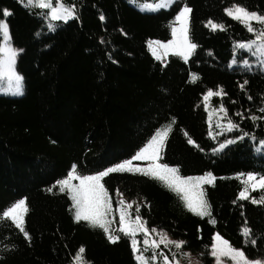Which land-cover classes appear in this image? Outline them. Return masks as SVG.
Listing matches in <instances>:
<instances>
[{
    "label": "trees",
    "instance_id": "16d2710c",
    "mask_svg": "<svg viewBox=\"0 0 264 264\" xmlns=\"http://www.w3.org/2000/svg\"><path fill=\"white\" fill-rule=\"evenodd\" d=\"M153 1L60 0L75 16L50 21L49 9L35 0L30 6L27 0H0V20L22 50L16 68L24 84L20 96L0 93V264H76L81 247L85 264H137L131 238L118 231L116 204L107 226L120 239L110 243L99 227L75 221L70 194L60 192L56 182L73 166L77 175L87 176L130 160L157 132L169 129L160 162L177 168L182 178L214 177L213 184L202 185L211 215L193 214L182 193L131 172L105 177L108 193L114 197L119 189L140 199L146 225L185 241L183 249L199 254L203 264L213 262L216 234L249 259L264 258V203H252L264 192L239 199L248 173L264 175V65L251 50L237 48L255 34L225 12L238 5L264 14V0H176L156 11L140 9ZM185 6L192 9L189 36L197 48L187 62L171 53L162 65L148 44L172 39ZM3 10L11 15L4 17ZM209 20L224 30L212 31ZM253 58L258 66L242 65ZM220 89L224 95L215 100L239 125L232 132L235 142L222 150L210 136L204 103L209 90ZM139 163L133 160L132 166ZM21 199L30 239L2 216ZM244 228L251 230L249 237Z\"/></svg>",
    "mask_w": 264,
    "mask_h": 264
},
{
    "label": "snow or ice",
    "instance_id": "6c2138e0",
    "mask_svg": "<svg viewBox=\"0 0 264 264\" xmlns=\"http://www.w3.org/2000/svg\"><path fill=\"white\" fill-rule=\"evenodd\" d=\"M23 3L24 0H21ZM36 4L40 8L50 9L51 18L53 20L73 18L75 16L74 9L70 7H65L60 0H56L55 6L52 0H35ZM34 0H27V5H32ZM164 5H161L163 7ZM192 9L185 6L183 7L179 14L176 16L175 20L179 24V27L173 26L171 28L172 39L167 43H162L160 41L149 42L148 47L151 49L152 54L156 59L160 60L163 56H166L169 52L175 55L181 56L182 59L187 62L189 57L193 54L194 50L197 48L195 43H192L189 36L190 27V13ZM226 15L232 19L242 23L249 32L255 34V39L251 40L247 44L240 43L237 45L239 49H249L251 50L253 46H256V52L264 54V28L259 31L253 26L254 23L264 25V14H259L256 12H251L244 8L243 6L233 5L231 8L225 10ZM2 15L7 17L11 15L7 10L2 11ZM103 19V16H101ZM207 26L211 28L212 31L224 30V25L214 23L209 20ZM53 25H49L50 29H53ZM158 49H163V53H160ZM19 51L12 47L11 45V35L10 29L6 20H0V53L4 55L3 59H0V78L6 77L9 82L15 80L16 82V95H22L23 91L21 88V83L23 78L15 71L16 59ZM256 54V53H253ZM236 61L234 60L233 63ZM246 67H249L247 61H244ZM198 77L194 74L192 76L193 82ZM248 83L247 80L244 81L240 87L243 89ZM224 95L223 89L213 92L209 90L204 97L207 102L212 96H222ZM251 99V97H249ZM220 113H223L221 119L227 117V109L220 106L218 109ZM264 112V108L260 109ZM237 115H242L237 113ZM251 119L254 121L258 119L256 116H252ZM217 127H223L224 130L231 132L234 129H238L239 125L233 123L231 119H228L227 125L217 124ZM170 130V129H169ZM157 132L155 136L149 141V143L143 147L139 152H137L130 160H125L122 163L110 167L104 171H101L95 175L81 176L76 174V168L73 166L72 171L69 172L67 178L57 181L60 192H65L67 190L70 194V198L73 201V207L75 208L74 219L76 222L88 221L90 227H99L107 235L110 243H116L120 236L113 234L109 227L107 226L110 221L107 220L108 214L112 210L111 197L109 196L108 190L102 183L103 179L107 177L110 173L116 172H131L132 174H140L148 176L154 179L163 181L170 190L175 191L178 195L183 193L181 199L185 203V207L193 212V214L200 216L201 218L205 216H210V204L206 200V194L203 191V184H213L214 179L209 177L196 178H182L178 175V169L169 167L166 164H161L159 161L162 159L161 150L165 143L168 135V131ZM248 133H244L243 136H248ZM243 136L240 139H243ZM254 139V138H253ZM233 140H228L227 144L234 143ZM189 143H194L189 140ZM264 145V141L260 142ZM226 144H221L219 146L220 150L226 147ZM258 151L260 149H257ZM138 160H148L151 161L147 167H133L132 161ZM73 180H79V185H73ZM245 185L244 189L239 193V199L248 200L250 199V190L257 191L260 190L264 192V175L259 177L256 174L248 173L246 178L243 180ZM52 191L51 188L48 189ZM121 206L118 211L120 214V227L119 232L123 233L125 236L131 238L132 249L134 253H137L135 259L137 264H153L157 259V252L153 251L152 256L146 257L144 252H147L149 248L159 249L161 245L168 247L169 245L174 246L175 249H183L186 242L176 241L168 238L167 233L159 232L157 235L159 239H149L150 232H157L155 228L149 230L146 226V221L142 219L139 215V208L136 209L137 215L135 219L130 218V214L127 211L132 208L131 203H125L123 199L119 202ZM252 203H264V195H261L260 199L257 200L252 198ZM28 212L26 205V200L21 199L14 203L7 211L2 213L4 218L11 219L15 224V227L19 229L20 232L24 233L26 238H29L28 233L24 228V216ZM215 223V221H211ZM251 230L244 228L242 234L245 237L250 236ZM137 233H143L145 239L143 241L144 249L143 251L139 247V242L136 240ZM251 243L255 245V240H251ZM85 249L81 247L79 253L83 254ZM210 254L216 259L217 264H222V257L229 258L233 264H264L261 260H249L243 250L236 249L230 245V243L223 239L219 234L214 237L213 244L211 245ZM162 257L163 264H179L176 260V254L173 253L172 259L170 260L167 255L160 253ZM83 260L82 255H78L76 258V264H81Z\"/></svg>",
    "mask_w": 264,
    "mask_h": 264
},
{
    "label": "rangeland",
    "instance_id": "374dc122",
    "mask_svg": "<svg viewBox=\"0 0 264 264\" xmlns=\"http://www.w3.org/2000/svg\"><path fill=\"white\" fill-rule=\"evenodd\" d=\"M175 1L176 0H155L153 2H145V3H142L140 5V9L146 10V11H156L159 8H168V7H170ZM52 3L55 6L56 0H52ZM161 5H164V6L161 7ZM49 13H50V9H49ZM49 20L50 21H53V19L51 18V15L50 14H49ZM176 27H179V24L178 23H177ZM254 39H255V37H254ZM167 42H162V43H167ZM11 45H12L13 48L17 49L12 44V42H11ZM160 50H161V52H163V49H160ZM160 50L158 49L159 52H160ZM251 51L253 53H256L255 55L257 56V60H259L258 56L262 57V60L260 59L261 60L260 64L263 63V65H264V54H261V53L256 52V46L255 45L253 46V48L251 49ZM171 53L172 52H169L167 55H169ZM3 58H4V55L2 53H0V59H3ZM244 61H247L248 62V65H250V67L256 66L257 63H258L254 58L252 59V61H248V60H244ZM244 61L242 62V65L245 66ZM16 63H17V59H16ZM247 68H249V67H247ZM15 71L18 73L17 68H16V64H15ZM21 88H22V91L24 93L23 80H22V83H21ZM15 89H16V82H15V80L9 82L6 77L0 78V93H2V94H8V95H11V96H20V95L14 94L15 93ZM213 92H216V91H213ZM215 97H221V96H212V97L209 98V100L207 102L204 100L205 108H206V111L208 113V124H209L210 136L213 137L215 140H218V144L219 145H221V144L228 145L227 144V141L228 140H234V136L232 135V132L233 131L228 132V131L224 130L223 127H217V124L219 123L221 125L226 126L227 125V122H228V119H230V118L227 115V117L221 119V117H223V113H220L218 111V109L220 108L221 105H223V103L221 101L220 102H217L215 100ZM223 107H224V105H223ZM136 161H138V160H136ZM140 162H142V163L134 164V166L135 167L136 166H139V167H147V165L149 163H151V161H148V160H143V161H140ZM159 163H161V162L159 161ZM92 175H95V174H92ZM200 177H209V174L208 175L199 176L197 178H200ZM210 178H213L214 179V177L212 175H210ZM193 181H195V179H193ZM79 183H80V181L78 180L76 183H74V185H79ZM102 183H103V181H102ZM250 193H251V190H250ZM109 196L111 197V204H112V206H114V204H116L115 211H116V214H117V217H118V229L120 227V223H119V221H120V214H119L118 209L121 207L118 202L121 199H123L126 204L127 203H131L133 205L132 208L131 209H128L127 211L130 214V218L131 219H135V216L137 215V212H136L137 204L140 202V199H137V200L130 199V198L126 197L121 192V190H119V189L116 190L114 197H112L110 194H109ZM114 199H115V201H114ZM148 229L151 230L153 228H149L148 227ZM155 229L157 230V232H150V235L148 237L149 239H157L158 240L159 239V236L157 235V233H159V232H165V233H167L169 239L179 241L177 239H174L165 230H162V229H159V228H155ZM144 239H145V236H144L143 233H137L136 240L139 242V247L141 248L142 251H143V249L145 247L144 244H143ZM150 249L151 248H149L148 251H150ZM152 250L155 251V252H157V259H156V261L153 262V264H163L162 258L158 255V252L159 253H163L164 255H167L170 260L172 259L173 253H175L176 254V260L179 261V264H203V261H202V259H201V257H200L199 254L192 253V252H190L188 250H184V249L177 250V249L174 248V246H171V245H169L167 248L164 247V245H161L159 249H152ZM169 250L172 252V254H170ZM152 253L153 252H151V255L148 256V254H146V252H144V255L146 257H149L150 258L152 256ZM78 255H82V257H83V254H80L79 252H78L77 256ZM136 255H137V253H135V256ZM77 256H76V258H77ZM249 260H252V261H255V260L264 261V258L263 257H260V258L249 259ZM81 264H85L84 258L81 261ZM212 264H217L215 258L213 259ZM222 264H233V262L229 258H227V257H222Z\"/></svg>",
    "mask_w": 264,
    "mask_h": 264
},
{
    "label": "built area",
    "instance_id": "2783aa9c",
    "mask_svg": "<svg viewBox=\"0 0 264 264\" xmlns=\"http://www.w3.org/2000/svg\"><path fill=\"white\" fill-rule=\"evenodd\" d=\"M160 60H161L162 65H166L168 62V56H163V58Z\"/></svg>",
    "mask_w": 264,
    "mask_h": 264
}]
</instances>
